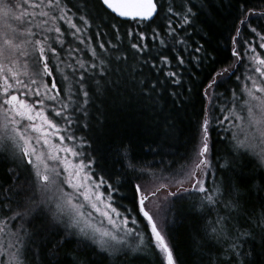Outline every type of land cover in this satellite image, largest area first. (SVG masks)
<instances>
[{"label":"snow or ice","instance_id":"obj_1","mask_svg":"<svg viewBox=\"0 0 264 264\" xmlns=\"http://www.w3.org/2000/svg\"><path fill=\"white\" fill-rule=\"evenodd\" d=\"M214 12V0H0V264H185L181 214L192 219L187 264H264V27H250L264 11L241 7L234 60L203 88L184 163L164 82L150 79L167 66L181 85L172 59L211 58L188 30L205 32ZM240 26L253 39L238 47ZM168 95L178 111L180 93ZM216 128L224 163L212 157ZM246 156L259 158L250 172ZM124 188L131 209L117 201Z\"/></svg>","mask_w":264,"mask_h":264},{"label":"trees","instance_id":"obj_2","mask_svg":"<svg viewBox=\"0 0 264 264\" xmlns=\"http://www.w3.org/2000/svg\"><path fill=\"white\" fill-rule=\"evenodd\" d=\"M198 3L199 0H196ZM181 0H176V4L179 5ZM260 13L264 11V0H214L215 12L213 13L214 18H207V24L209 27L205 32L194 31L189 28V32L192 33V38L190 43L194 47L196 42L203 44L208 53H210L211 58L205 59L201 62L199 66L195 62L192 64H185L179 66L175 59H172L171 70L177 71L182 75V84L173 85L170 79L167 78L164 73L170 69L167 66H160L159 70H153L150 79H159L163 81L162 91H164V101H160L161 105L167 102V110L174 112L175 120L177 124L176 139L172 141V151L175 152V159L180 163L185 161L182 159L185 156L191 155V149L199 143V132L200 125L202 123V110L208 106V102L203 96V88L206 87L207 83L210 82L211 76L214 75L215 71H220L224 67H228L234 60L231 57V37L235 35V30L233 25L238 24L236 19L238 16L241 18V7ZM205 17H201V20H205ZM111 22L122 25V33L125 29H136L137 25L132 22L120 21L114 19ZM159 23V21H157ZM155 27V25H153ZM204 27L200 22H197L196 28L200 29ZM241 27V37L240 44L238 47L243 45L245 39L252 40L253 34L248 31V28L244 26ZM250 27H256L260 30L264 27V17L253 16L251 18ZM150 35V33H149ZM111 38L102 37V39L107 40ZM259 51V49H258ZM191 52V49H189ZM189 52L184 53V57L187 60ZM171 58V55H170ZM248 67L251 63L246 61ZM245 74L246 68L241 67L240 72L237 75ZM232 84L235 83V77L232 79ZM191 89V91H188ZM171 91H177L180 93V100L177 101L178 111L173 108L172 98L168 95ZM224 89H220L219 92H223ZM219 105V101H216ZM115 123L119 124V120ZM82 134V133H81ZM224 133L219 128L210 131V146L215 145L212 151V157L216 163H224L227 158V147L226 144L221 142ZM138 152L139 147H138ZM143 154V153H141ZM216 157H224L225 159L217 160ZM151 158V157H148ZM244 171L250 172L257 167L259 159H250L249 157H244L243 161ZM111 165V162H109ZM119 167V166H117ZM259 170V169H258ZM214 171V170H213ZM2 175V173H0ZM133 194L128 188L122 189L121 193L117 195V201L123 207L131 209ZM123 207L121 210H123ZM130 215L135 216L136 212L132 211ZM211 219V217H210ZM192 232V219L186 214H181L178 219L176 226L173 229V239L175 243V255L179 256L180 260L187 264L190 259V248H189V237ZM153 264L155 261L153 259Z\"/></svg>","mask_w":264,"mask_h":264},{"label":"rangeland","instance_id":"obj_3","mask_svg":"<svg viewBox=\"0 0 264 264\" xmlns=\"http://www.w3.org/2000/svg\"><path fill=\"white\" fill-rule=\"evenodd\" d=\"M257 65L254 63V62H251V66L249 67L250 69H254L255 67H256ZM248 74V71H246V75ZM252 75L255 77V76H257V74L256 73H254V72H252ZM257 159H259L258 157H257Z\"/></svg>","mask_w":264,"mask_h":264},{"label":"water","instance_id":"obj_4","mask_svg":"<svg viewBox=\"0 0 264 264\" xmlns=\"http://www.w3.org/2000/svg\"><path fill=\"white\" fill-rule=\"evenodd\" d=\"M118 20H120V21H124L123 19H118ZM127 22H129V21H127Z\"/></svg>","mask_w":264,"mask_h":264}]
</instances>
